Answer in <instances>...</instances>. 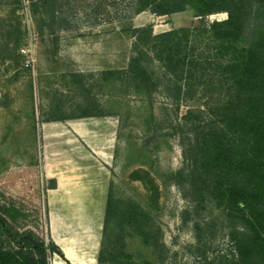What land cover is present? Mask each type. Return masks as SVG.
<instances>
[{
  "label": "rangeland",
  "instance_id": "374dc122",
  "mask_svg": "<svg viewBox=\"0 0 264 264\" xmlns=\"http://www.w3.org/2000/svg\"><path fill=\"white\" fill-rule=\"evenodd\" d=\"M132 1L67 2L51 27L43 10L30 8L29 0H0V204L25 212L19 227L39 228L49 236L50 210L72 216V227L84 224L76 219L80 214L92 213L99 221L111 189L117 198L149 209L160 228L163 246L155 251L138 238L129 243L143 264H204L190 254L193 234L181 219L187 201L168 176L182 166L172 124L195 102L182 101L176 114L158 83L164 78L156 61L151 64L156 87H136L125 74L103 77L104 70L127 67L134 54V27L152 24L159 33L198 21L190 10L163 16L146 10L141 15ZM226 16L218 12L207 20ZM26 47L27 54L22 51ZM28 56L33 59L29 67ZM87 100L101 116L46 121L78 116ZM137 168L156 179L157 203L149 200L141 181L130 178ZM51 179L54 188H49ZM96 242L90 239L89 261ZM55 255L51 264L59 258Z\"/></svg>",
  "mask_w": 264,
  "mask_h": 264
},
{
  "label": "trees",
  "instance_id": "16d2710c",
  "mask_svg": "<svg viewBox=\"0 0 264 264\" xmlns=\"http://www.w3.org/2000/svg\"><path fill=\"white\" fill-rule=\"evenodd\" d=\"M74 0H29L53 27L59 9ZM135 13L157 16L187 10L193 26L154 33L153 25L133 28V51L122 70L136 87H156L151 64L163 70V85L176 114L180 103L195 102L172 124L179 135L182 166L168 176L187 206L182 222L190 226V254L204 264H264V0H133ZM225 12L224 19L207 20ZM196 100H202L200 104ZM78 116L62 114L46 121L101 116L93 102L79 106ZM141 181L150 201L160 189L144 168L130 173ZM49 188L55 187L50 180ZM25 212L0 204V264H51L56 254L72 264L51 236L39 228L18 226ZM138 238L154 251L162 247L152 212L132 199L107 195L98 264H143L129 249Z\"/></svg>",
  "mask_w": 264,
  "mask_h": 264
},
{
  "label": "crops",
  "instance_id": "0c3cea01",
  "mask_svg": "<svg viewBox=\"0 0 264 264\" xmlns=\"http://www.w3.org/2000/svg\"><path fill=\"white\" fill-rule=\"evenodd\" d=\"M144 13H147L146 11H142L141 15ZM140 15V14H139ZM152 15L151 13L149 14ZM76 131L77 135L80 136L81 134ZM59 186V185H58ZM107 199V197H106ZM106 204V201H105ZM104 212H105V206L104 210L102 211V219L98 221V219L93 216L91 213L89 214H80L79 217H76V219H79L80 222H84V224H78V226L72 227L71 224V217L72 216H64L63 214H58L55 210L49 211V228H50V235L51 238L54 240V242L62 249L65 257L72 263V264H79L76 262H72L65 253V250L60 242L65 244L66 246H69L72 249V252L74 253V256L78 259H81L82 257L79 256V249L77 246H80V250L85 252V259L88 264H95L97 263V253L100 246L101 236H102V227H103V218H104ZM83 215V216H82ZM87 221L89 223L87 224ZM75 228V229H74ZM78 232V233H77ZM86 233L84 235V239L80 236H82V233ZM95 237L97 239V246H96V253L93 255V258L91 261H89L88 256V246L90 244V239ZM57 258H53V261H56ZM62 264H66V262L59 257ZM52 261V262H53Z\"/></svg>",
  "mask_w": 264,
  "mask_h": 264
},
{
  "label": "bare ground",
  "instance_id": "6f19581e",
  "mask_svg": "<svg viewBox=\"0 0 264 264\" xmlns=\"http://www.w3.org/2000/svg\"><path fill=\"white\" fill-rule=\"evenodd\" d=\"M61 245L63 246L66 256L72 261V262H76L79 264H88L86 261H84L83 258L78 259L74 256V253L72 252V249L69 246H66L65 244H63L62 242H60ZM56 256V255H55ZM56 261H53L52 264H62L60 259L58 257H56Z\"/></svg>",
  "mask_w": 264,
  "mask_h": 264
},
{
  "label": "built area",
  "instance_id": "2783aa9c",
  "mask_svg": "<svg viewBox=\"0 0 264 264\" xmlns=\"http://www.w3.org/2000/svg\"><path fill=\"white\" fill-rule=\"evenodd\" d=\"M33 35H34L33 30H29V36H33ZM22 51L27 54L30 51V49L28 47H26ZM32 61H33V59L28 56L25 60V66H27V67L31 66Z\"/></svg>",
  "mask_w": 264,
  "mask_h": 264
}]
</instances>
